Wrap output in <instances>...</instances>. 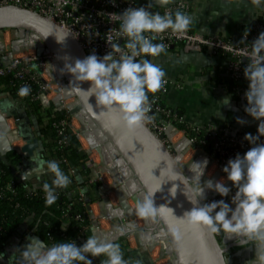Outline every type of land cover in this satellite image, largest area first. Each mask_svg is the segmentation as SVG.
I'll return each instance as SVG.
<instances>
[{"label":"clouds","instance_id":"9594fccd","mask_svg":"<svg viewBox=\"0 0 264 264\" xmlns=\"http://www.w3.org/2000/svg\"><path fill=\"white\" fill-rule=\"evenodd\" d=\"M155 2L163 6L170 0ZM152 7L153 0H149L147 6L129 7L119 14L121 24L117 35L128 37L126 44L128 53H122L119 59H116L112 52L103 57H98L93 52L83 59L66 63L61 70L71 74L72 91L83 94L82 99L85 100L88 111L93 110L89 98L95 97L96 105L108 111L117 109L120 121L129 131L142 127L149 119L146 115L149 111L148 93L158 92L166 83L164 70L153 63L152 59L145 58L158 57L165 51V44L153 43L157 34L167 30L173 33L184 32L192 23V18L184 12L166 11L161 14L150 11ZM145 33L152 35L146 36ZM243 41L244 39L240 42ZM112 48L117 53L121 52L118 44H113ZM243 55L248 60L243 69L244 78L248 81L244 93L247 101L244 111L259 123L256 135L251 133L244 135L243 139L251 147L243 155L237 153L222 168L226 180L231 182V187L226 185L225 178L216 181L207 179L201 183L208 165L207 158L202 162L191 160L194 165L188 167L194 173L191 180L171 165L161 169L160 177L157 178L152 173L157 167L155 166L150 171L160 182L155 186L145 184L146 191L136 205V213L140 217L153 219L159 217L168 225L169 230L176 234L178 241L180 229L173 226L169 217L181 221L191 229L206 230L210 234L222 233L226 238L235 236L242 239V243L255 241V256L247 264H264V142H261V137H264V32H260L251 43V51L245 50ZM82 82H89L86 90L80 86ZM28 91L29 89L24 87L19 94L25 95ZM229 99L225 97L223 103H228ZM236 122L241 125L245 123L240 118H237ZM40 163L53 174L52 187L47 183L43 185L45 205L51 206L58 199L56 189L67 188L71 180L55 160ZM168 181H180L184 186L183 195L193 205L191 210L184 213L183 218L178 219L173 215V210L165 205L154 206V195L162 191V184ZM177 188L178 185L173 183L168 189V194L175 198ZM206 189L216 192L221 197H228L233 189L235 191L230 197V203L220 199L201 204V200L206 199ZM61 227L66 228L65 225ZM117 232L123 235L124 229H117ZM113 241L112 237L97 236L96 229L93 228L92 235L79 247L74 241L55 243L51 246L36 241L22 251V260L23 264H92V260L88 258L90 255L106 257L101 264H126L119 245ZM180 264H186L183 257ZM223 264H226V261Z\"/></svg>","mask_w":264,"mask_h":264},{"label":"water","instance_id":"95a60500","mask_svg":"<svg viewBox=\"0 0 264 264\" xmlns=\"http://www.w3.org/2000/svg\"><path fill=\"white\" fill-rule=\"evenodd\" d=\"M3 29H14L20 31L22 36H31L35 41L42 42L45 50L53 54L56 60L55 72L57 77L62 80L63 96L66 99L74 97L78 100L79 108L87 118L89 125L95 129L98 141L113 150L115 155L111 157L115 159V163L118 165L120 161L124 163L127 169L121 170L123 177L129 179L127 183L128 187H130L129 192H139V194L142 193L144 195V191H146L145 184L149 186L158 184L160 181L156 180L150 171L155 166L157 167L152 170V173L157 178L160 177L161 169L165 168L166 165H171L190 179L180 169L179 159L177 160L179 157L172 153L173 146L164 144L160 139L163 135L168 136V131L157 137L145 124L129 131L120 121L119 111L117 109L108 111L102 106L96 105L95 97L89 98V103L93 105V110H87L85 100L82 99L83 94H77L72 91L73 84L71 81L73 78L71 74L67 73V71H61L66 63H72L76 59H83L87 56L69 33L35 11L14 5L0 6V30ZM46 35L49 36L46 37ZM16 42H13V45ZM80 86L86 90L89 82H82ZM163 95L161 96L162 99L164 98ZM9 108L11 109H7V117L14 116L15 120H17L19 116H16L15 111L12 110V105ZM25 133V131H18V137L24 141V144L16 151L22 157V164L26 162L24 161L23 163L22 159H33V157L37 156L40 145L37 136L28 138ZM12 149L13 147L7 137L0 135L1 160L10 168L11 174L20 182H24L36 175L34 168H16L9 163L6 154ZM27 171L29 174L26 175ZM173 183L178 185L175 198L168 194V189ZM183 187L180 181H168L162 184V191L157 192L153 197L154 206L165 205L173 210V215L178 219L183 218L184 213L193 207L183 195ZM204 203L209 202L201 200V204ZM86 208L89 210L90 206L87 205ZM111 212L113 216H120L121 213L117 209H113ZM149 219L151 229L148 228V231L144 233L150 231V235L145 237V240L149 241L158 237L157 232L161 225L170 240L169 250L176 255L175 264H180L182 257L186 264H223L225 261L226 264H242L243 253L249 258L255 248V245L252 244L255 241L242 243V239L236 237L232 239L223 237L221 240L217 234H210L206 230L188 228L181 221L169 217L173 226L180 229V239L178 241L176 234L169 230L168 225L162 219L159 217ZM36 241L45 245L34 234L25 236L19 246L20 251L26 250L28 245L36 243Z\"/></svg>","mask_w":264,"mask_h":264},{"label":"built area","instance_id":"2783aa9c","mask_svg":"<svg viewBox=\"0 0 264 264\" xmlns=\"http://www.w3.org/2000/svg\"><path fill=\"white\" fill-rule=\"evenodd\" d=\"M148 2L149 0H115L114 3L112 0H0V6L14 5L35 11L42 17L50 20L52 23L69 33L87 56L94 52L98 57H103L108 52H112L114 58L119 59L122 53H128L129 51L126 47L128 37H121L117 35L121 24L119 14H122L123 11L129 7L138 8L147 6ZM197 2L198 0H171L165 6H157L153 4V7L149 10L153 12H160L161 14H164L166 11L171 13L181 11L192 17L193 8ZM246 30L248 31L242 32L240 34L239 41H237L238 39H234L235 37H223L218 34H201L191 23L189 28L184 32L173 33L171 30H167L164 33L157 34V38L153 41V43L165 44L166 47L164 53H170L172 48L178 47L185 52H199L204 50L211 55L223 56L225 58L224 65L219 66L216 69L218 71V78L222 84L227 86L228 91L236 99H238V101H240L244 109L247 104L244 93L248 87V81L244 78L243 69L247 65L248 60L243 55V52L245 50L250 52L251 43L258 37L260 32H264V14L261 19H257V21L248 26ZM145 35L150 36L152 34L145 33ZM242 39H244V41L241 43L240 41ZM113 44L119 45L121 49L120 53L115 52L112 48ZM43 49L48 60L42 67L40 78L46 82V87H41L38 83L39 78L37 76H39V73H35V71H32V73L27 72L25 74L28 75L29 81L38 85L36 92H33L30 89L27 94L31 101H40L43 107H48L51 102L58 106V104L53 101L51 93L49 95L48 93H46V95L44 94L48 88L51 89V86L47 87L50 83L43 77V75L45 74L47 76L45 71L52 55L47 54L45 48ZM145 58L150 60L155 57L151 58L146 56ZM137 59H141V57H137ZM16 64L17 60L11 61L10 64L5 63L0 65V75L13 71L16 78L23 79V69L17 67ZM164 79L166 83L158 92L148 93L149 111L146 115L149 119L144 122V124L157 137L163 135L165 131L169 132L171 129L177 130V127L174 124L175 118L173 120H167L160 116V114H165L166 116H168L169 113L171 114V110L165 106L162 107L160 103V99H162L161 96L165 94L167 87L171 84V81L168 78L164 77ZM53 93L55 94V91ZM9 96H14L17 99L18 92ZM44 98H46L45 102L43 100ZM62 98V101L66 99L63 96V90ZM16 101H18L17 104H21L20 100L17 99ZM0 116H2L5 123L8 125L7 116L4 113H0ZM61 123L60 125L63 124ZM190 128L196 133H203L206 138L209 136H214L216 138L211 146L212 156H206L211 160V164H214L217 168L216 174L219 176L223 172V166L226 165L229 159L234 158L237 153L243 155V153L251 147V145L243 139L244 136L242 134H231L222 127L216 128L207 124L204 126L193 125ZM19 139L20 137L17 136V140ZM160 139L163 143H165L167 141L166 139L169 140V137L163 135ZM186 140L191 144L190 140L187 138ZM261 142H264V137H261ZM17 150L18 148L16 151ZM90 178H92L91 174ZM228 182L231 183L230 181ZM7 188L13 191L12 185H8ZM234 191L235 190H232L229 195L230 197L234 194ZM211 199L212 197L210 198L209 203L211 202ZM87 215L90 219V223L92 224L90 226L92 232V229L96 225V219L91 221V219L94 218L91 213V206ZM113 217L116 218L117 216ZM121 218L126 219L124 217ZM105 221L108 222V226L111 225V218L110 220L106 219ZM125 224H128V222ZM143 234L144 232L134 235L133 239L138 246L143 243L141 240ZM149 245L150 244L146 242L141 246V248H149Z\"/></svg>","mask_w":264,"mask_h":264},{"label":"trees","instance_id":"16d2710c","mask_svg":"<svg viewBox=\"0 0 264 264\" xmlns=\"http://www.w3.org/2000/svg\"><path fill=\"white\" fill-rule=\"evenodd\" d=\"M261 18L262 15L259 19ZM248 26L242 27L234 39L239 41L240 34L248 31L246 30ZM217 74L218 71L211 75L210 79L217 78ZM24 87L33 92L38 89V85L29 81L28 78H16L13 71L0 75V94L14 95L18 92L17 98L24 110L28 115L35 116L38 127L36 134L42 143V149L39 152L40 160L58 162L62 171L69 176L71 183L67 188H57V201L51 206H46L44 184L37 186L28 180L20 182L11 174L10 168L3 163L0 156V264L7 247L16 236L22 240L25 236L34 234L47 246L74 241L79 247L88 236L92 235L86 203L93 201L94 190L98 183L89 182V170L85 166L87 155L72 134L66 113L52 112L51 108L44 109L37 100L31 101L28 94L20 95V90ZM160 103L162 107H167L162 99ZM171 114L174 115L177 121L175 125L178 128L200 141L207 152L211 151L212 143L216 139L214 136L206 138L203 133L192 131L182 121V115L175 114L173 111ZM61 122L63 127L60 131ZM6 158L12 166L20 167L21 157L15 151H9ZM95 175L93 172V176ZM8 185H12L13 191L7 188ZM61 225H65L66 228L62 229ZM16 252L17 247L14 249V253ZM128 257L127 254L123 255L126 262ZM88 258L92 260V264H101L100 257L89 255ZM15 264H20L19 259Z\"/></svg>","mask_w":264,"mask_h":264},{"label":"crops","instance_id":"0c3cea01","mask_svg":"<svg viewBox=\"0 0 264 264\" xmlns=\"http://www.w3.org/2000/svg\"><path fill=\"white\" fill-rule=\"evenodd\" d=\"M153 4L161 6L155 0H153ZM263 14L264 0H198L193 8L191 18L194 28L201 34L234 37L242 27L251 25ZM152 62L158 64L164 70L165 77L171 81L162 100L171 111L182 115L180 117L184 123L196 126L210 124L216 128H225L231 134L238 132L243 136L245 133L257 134L259 122L245 113L240 101L228 91L227 86L221 83L218 76L210 79V76L217 71L216 69L224 65L225 58L223 56L211 55L204 50L185 52L174 47L170 53L163 52L152 59ZM225 97L230 98L226 104L223 103ZM18 106L20 114L16 115L24 116L26 114L28 116L26 120L22 119V124L25 127V130L22 131L26 132L25 136L28 138L37 136L36 120L32 119L33 117L28 115L23 107ZM218 112L219 114H217ZM237 118L243 119L245 123L238 124ZM9 119L18 123L14 116H10ZM28 119L30 124L27 122ZM18 142L20 145L23 144V141L19 140ZM39 143L38 150L40 152L42 149L40 140ZM15 144L17 146V143ZM39 160L38 155L34 162L39 169L34 171L36 175L28 181L37 186L47 183L52 187L53 175L46 166L41 165V160ZM94 206V204L91 205V209L96 213L97 209ZM21 241L17 236L13 238L7 247L4 258H1L2 264H15L21 258L22 252L19 249ZM255 243L252 244L255 245ZM16 247L17 252L14 253ZM255 250L254 248L249 258L243 253L242 264H247L254 258ZM20 264L23 262L21 261Z\"/></svg>","mask_w":264,"mask_h":264},{"label":"rangeland","instance_id":"374dc122","mask_svg":"<svg viewBox=\"0 0 264 264\" xmlns=\"http://www.w3.org/2000/svg\"><path fill=\"white\" fill-rule=\"evenodd\" d=\"M1 36L5 40L4 41V47L5 48L3 49V44H2L3 38H2L1 43H0L1 44V46H0V65L5 64V63L10 64L11 61L17 60V64H16L17 67H20L23 69V79H27V78L29 79L28 75H26L25 73H27V72L32 73V71H35V73H39V76H37V77L39 78L38 83L40 84V86L46 87V82H44V80L42 78H40V75H41L40 73L42 72V67L44 66V64H46V61L48 60L44 49L38 48V47L35 49H31L30 46L28 45L27 47H25L24 51L14 52L13 47L16 48L17 45L16 44L13 45L14 41L11 38L12 32L10 30H5V31L2 30ZM24 43H25L24 41H21V42H19L18 46L23 45ZM45 76L46 75L44 74L43 77H45ZM45 78L49 81L47 76ZM48 86L50 87L51 84L50 85L48 84L47 87ZM52 88L53 87H51V89L48 88V90L45 91L44 94L46 95V93H48V95H49L51 93V95H53L54 89H52ZM17 99L14 96L10 97L9 94H7V93H1L0 94V113H4L6 115L7 109H11L9 107L12 105V107H13L12 110L15 111V114L19 115L20 111H18V110H20V109H19L18 105H20V107H22V104H17L18 103V101H16ZM63 101H61L60 106L59 105L56 106L52 102L50 103V105L48 107H46V106L43 107L41 105L40 101H39V104L44 109L51 108L52 112L53 111H62V112L66 113V118L69 120L68 126H69L70 130H71L72 134L77 138L79 145H80V148L87 155V160L85 161V166H87V168L89 170V176H88L89 181H90V183H93V184L98 183V185L95 187V190H94L93 201L91 203H86V207H87V205L91 206L94 204L95 206L96 205L98 206V204H101V203L104 204L105 203L104 206L106 205L105 206L106 210H108L109 207L111 209H117V210L122 209L121 206H123V205H120L118 202L119 200L117 199L119 193L121 192L120 185L122 184L123 188L126 189L130 195L134 194V193L129 192L130 187H128V185H127V183L129 182V179L123 177L122 170L120 169V167H117L114 163V161H115L114 158H112L110 156L109 160H105V158L102 156L100 148H99V152L94 151V150H92V151L89 150L88 144H86L85 140H83V138H81V130L79 129V126L76 122V119L73 117V112L70 110V108L65 106V104H62ZM68 102H69V100H68ZM160 116H162L164 119H167V120H173L175 118L174 115H172L170 113L168 114V116H166L165 114L164 115L160 114ZM9 117L10 116H8L7 119H9ZM26 117H28L26 114L24 116L20 115L19 118L17 119L18 123H16V121L10 120V119H9L10 122L7 121V123H9L8 125H10V127L15 131L17 136H18L19 130H21V131L25 130L24 124H22V122H23L22 119L26 120L27 119ZM32 117H33L32 119L35 120V116H32ZM166 117H168V118H166ZM27 122H28V124H30L29 119L27 120ZM175 122H177V121H174V124H176ZM81 125L82 124L80 123V127H81ZM188 126L191 127L193 125H188ZM62 127H63V124L60 125V129ZM177 130L185 138L190 140V142L192 144V146H190V145L186 146L187 148L184 147L187 151L188 156L185 155V156H183V158L181 156V160H179V166H181V163L184 164L189 159V156L191 154H193L195 151L200 150L199 152L205 153L208 157L212 156L211 155L212 151L207 152L203 148V146H202L203 144L200 141H198L195 137H193L191 134L186 133V131L184 132L182 129H180L178 127H177ZM179 137H181L180 134H179ZM166 140L167 141L164 144H171L168 139H166ZM20 141H23V140H20ZM171 142L173 143L172 140H171ZM17 143L19 144V142H17ZM23 144H24V141H23ZM23 144L21 143V145H23ZM102 145H104V144H102ZM13 146H16V144H12V147ZM173 146L176 149V146L174 143H173ZM16 149H17V147H13L12 150L16 152ZM175 149L174 150L172 149V153L174 155H176ZM213 151H214V148H213ZM38 152H39V150L37 151V156L33 157V159L32 158L31 159H29V158L22 159L23 163H24V161H26V162L24 164L21 163L20 168L30 167V168H34L35 170L39 169L37 164H35L36 162H34V160L38 157ZM215 158H216V156H215ZM110 169L116 170L118 173L117 176H115L114 173ZM219 169H220V167H219ZM216 171H217V168L215 167V165L209 164L205 170L204 178L202 177V182L204 180H207V179H212L213 181H216V180H219L221 178H225L226 185L231 187V183L229 184V182L226 180V177H225L226 174L222 172V174H220V176H219L218 174H216L217 173ZM93 172L96 174L95 176H93ZM90 174H91L92 178H90ZM125 186H126V188H125ZM101 188H102V191H100ZM233 190H235V189H233ZM229 197L230 196L221 197L216 192H213L211 202L214 200L224 199L225 202L230 203ZM125 201H126L125 204L129 205V209L131 208L130 213L129 214L124 213L122 210H120L121 211L120 218L114 217L117 220V222L119 223L120 229H124V234L123 235L118 234V235H114V237L113 236H110V237L114 238L113 242H115L119 245L122 256L126 255V254L129 256L128 262H126V264H168L169 258L165 254L167 252V247H166V244H165L163 238L159 234H157L158 237L153 238V240L151 241V242H155V244H154L155 246L153 248L146 247L143 249V248H141V245L138 246L136 244V242L133 239L134 235H137V234L142 233V232H146V231H148V228L151 229L150 228L151 227L150 219L149 218L146 219V217H140L137 215V213H136V205L137 204H135L132 197L127 196L125 198ZM97 206H96V209H97ZM87 213H88V210H87ZM96 215L97 216H93L94 218H92L91 221L96 219V225L94 226V228L96 229L97 236H99V233L101 231L109 230L108 229L109 226H108V222L105 221L106 220L105 216L100 215L99 212H96ZM121 217H124L126 219H123ZM147 220H149V221H147ZM110 222H112V219ZM126 222H128V224H125ZM91 225L92 224L90 223V226ZM148 233L150 234V231ZM217 235L219 236V238L221 240L224 237V234H222V233L217 234ZM157 242H162L163 245L161 248ZM100 258H101V260L106 259V257H104V256H101ZM19 260H20V262L21 261L23 262L22 256Z\"/></svg>","mask_w":264,"mask_h":264},{"label":"bare ground","instance_id":"6f19581e","mask_svg":"<svg viewBox=\"0 0 264 264\" xmlns=\"http://www.w3.org/2000/svg\"><path fill=\"white\" fill-rule=\"evenodd\" d=\"M6 30H10L12 32V37H11L12 40L14 42L17 41L15 43L17 45L16 48L13 47L14 52L24 51L25 47H27L28 45L30 46L31 49H35L37 47L38 48H42V49L44 48L42 42L37 41V40L35 41V39L33 37H31V36L30 37L29 36L28 37L22 36L21 32L18 31V30H13V29H6ZM3 31H5V30H3ZM1 34H2V31H0V43H1V40L3 38L1 36ZM4 41L5 40L3 38V41H2L3 49L5 48L4 47ZM21 41H24L25 43L23 45H19L18 46L19 42H21ZM0 46H1V44H0ZM46 52H47V54H51L52 58H51V60L49 61L48 65H47L45 73H47V77L49 79V83L51 84V87H53L52 89H54V91H55V94L52 95L53 101L60 106L61 105V101L63 99L62 98V90L63 89L61 90V83H62L61 81L62 80L59 77H57V74L55 72L56 60H55L53 54L50 51H47V50H46ZM57 99H58V103H57ZM43 100L45 102L46 98H44ZM68 100H69V102H68ZM62 104H65V106L70 108V110L73 112V117L76 119V122H77V124L79 126V129L81 130V138H83V140H85L86 144H88L89 150H91V151L94 150V151L99 152V148H100L102 156L105 158V160H109L110 156L115 155V153L113 152L112 149H110L109 146H107L106 144L102 145V143H100L98 141L97 136L95 135V129L89 125V123L87 121V118L81 112V110L79 108V102H78V100L76 98L71 97V98H68V99H64ZM80 123L82 124L81 127H80ZM179 134H180V136L182 138L179 137ZM0 135L7 137V139L9 140V142L11 144V146H12V144H15V143L18 142L17 135H16L15 131L10 127V125H7L5 123V121L2 118V116H0ZM168 137H169V141L172 144V146H173V143L176 146V149L173 146V150L175 149L176 156L179 157V160H181V156H182V158L185 155L188 156L187 151H186V149L184 147L189 146V145L192 146V145L186 140V138L179 131H177L175 129H171L168 132ZM171 140L173 141V143L171 142ZM20 146L21 145H19L17 143V146H13V147H17L19 149ZM199 151H195L193 154H191L190 155L191 157L189 156V159L184 164L181 163V166H180V169L183 171V173L186 174L190 179H192L194 177V173L191 172L189 170V168H188V167H194V165H192L191 160L193 162H202L205 158H207L208 165L209 164L211 165V160L206 156V154H204L202 152H199ZM115 165L117 167H120V169H127L122 161H120L119 165L117 163H115ZM110 170L114 173L115 176H117L118 173H117L116 170H114V169H110ZM203 178H204V176H203ZM201 183H203L202 180H201ZM120 187H121V192L119 193L118 198H117L119 200L118 201L119 204L123 205V206H121L122 209H120V210H122L124 213H128L129 214L130 211H131V208L129 209V205L125 204V202H126L125 198L127 196L128 197H132L133 201L135 202V204H137L143 198V195H142V193L139 194V192L137 194L130 195L127 192V190L123 188L122 184L120 185ZM102 188L100 189V191H102ZM125 188H126V186H125ZM213 192L214 191H210V190L206 189L205 190L206 199H203V201L209 202L210 198L212 197ZM104 204L101 203V204H98V206L96 205L97 206V212H99L100 215L105 216L106 219H110L111 218L112 222H110L111 225L108 228L109 230L101 231L99 233V236H102V237L113 236L114 237V235H118L117 229H120V225L117 222V220L111 215L112 214L111 211L113 209H111L109 207V209L106 210V207H105L106 205L104 206ZM231 206L234 207V205H231ZM103 208H105V210H103ZM91 213H92L93 216H97L96 213H94L92 209H91ZM120 216H121V214H120ZM120 216L118 215L117 217L120 218ZM157 233L163 238V240H164V242L166 244L167 252L165 254L169 258L168 264H175L176 255L173 252H170V250H169V248H170V240L168 239V236L164 232L163 227L161 225L159 226V230H158ZM148 234L149 233H144L142 235L141 240H142L143 243L140 244V245L142 246L143 244H145L147 242V243L150 244L149 248H153L155 246L153 244L154 242H151L153 239H151L149 241L145 240V237L150 235V234L149 235ZM232 238H235V236H233ZM158 244L160 245V248L163 245L162 242H158Z\"/></svg>","mask_w":264,"mask_h":264}]
</instances>
